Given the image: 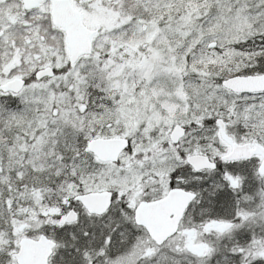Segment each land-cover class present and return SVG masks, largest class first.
Here are the masks:
<instances>
[{
    "label": "snow or ice",
    "instance_id": "snow-or-ice-1",
    "mask_svg": "<svg viewBox=\"0 0 264 264\" xmlns=\"http://www.w3.org/2000/svg\"><path fill=\"white\" fill-rule=\"evenodd\" d=\"M0 264H264V0H0Z\"/></svg>",
    "mask_w": 264,
    "mask_h": 264
}]
</instances>
